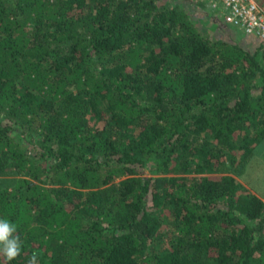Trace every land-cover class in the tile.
Returning <instances> with one entry per match:
<instances>
[{"label":"trees","instance_id":"1","mask_svg":"<svg viewBox=\"0 0 264 264\" xmlns=\"http://www.w3.org/2000/svg\"><path fill=\"white\" fill-rule=\"evenodd\" d=\"M178 2L0 0V264H264V40Z\"/></svg>","mask_w":264,"mask_h":264},{"label":"rangeland","instance_id":"2","mask_svg":"<svg viewBox=\"0 0 264 264\" xmlns=\"http://www.w3.org/2000/svg\"><path fill=\"white\" fill-rule=\"evenodd\" d=\"M170 4L177 0H168ZM182 8L186 9L191 20L200 31L210 35L213 38L224 39L229 42H237L242 48L249 52H254L261 41L255 38L247 37L241 31L229 28L216 19L214 14L210 11L208 0H178ZM261 146V147H260ZM254 157L247 163L245 171L242 175H236V181L242 185L245 191L255 194L264 193V139L259 142L254 148ZM143 175L154 176L148 171ZM214 175V174H209ZM14 174L0 175V188L5 187L8 181L13 180ZM258 196L257 194H255ZM261 196V195H260ZM259 197V196H258ZM262 199L261 197H259ZM264 200V198L262 199Z\"/></svg>","mask_w":264,"mask_h":264},{"label":"built area","instance_id":"3","mask_svg":"<svg viewBox=\"0 0 264 264\" xmlns=\"http://www.w3.org/2000/svg\"><path fill=\"white\" fill-rule=\"evenodd\" d=\"M210 11L229 28L264 40V0H208Z\"/></svg>","mask_w":264,"mask_h":264},{"label":"clouds","instance_id":"4","mask_svg":"<svg viewBox=\"0 0 264 264\" xmlns=\"http://www.w3.org/2000/svg\"><path fill=\"white\" fill-rule=\"evenodd\" d=\"M16 225L7 219H0V252L9 260L15 259L20 254L21 242L17 235H14ZM36 255L33 254L29 264H36Z\"/></svg>","mask_w":264,"mask_h":264},{"label":"crops","instance_id":"5","mask_svg":"<svg viewBox=\"0 0 264 264\" xmlns=\"http://www.w3.org/2000/svg\"><path fill=\"white\" fill-rule=\"evenodd\" d=\"M261 147V146H260ZM255 150V149H254ZM254 150H253V155L251 157V159L254 157ZM255 194H257L259 197H261L262 199L264 198V193L263 194H259L257 191H254ZM261 195V196H260Z\"/></svg>","mask_w":264,"mask_h":264}]
</instances>
